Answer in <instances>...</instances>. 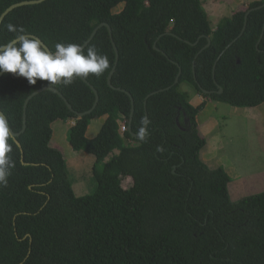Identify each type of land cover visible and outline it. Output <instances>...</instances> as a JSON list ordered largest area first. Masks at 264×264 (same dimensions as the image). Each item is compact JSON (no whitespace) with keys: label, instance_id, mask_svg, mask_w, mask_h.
Returning <instances> with one entry per match:
<instances>
[{"label":"trees","instance_id":"16d2710c","mask_svg":"<svg viewBox=\"0 0 264 264\" xmlns=\"http://www.w3.org/2000/svg\"><path fill=\"white\" fill-rule=\"evenodd\" d=\"M28 1L36 0H0V17ZM9 23L53 51L57 42L83 46L107 24L112 39L103 27L87 47L107 55L111 67L84 78L99 103L83 118L96 96L81 78L70 85H32L13 73L0 79V111L15 134L38 90H57L72 108L43 91L27 107L25 132L9 136L15 167L0 189V264H264V193L231 200L229 174L201 160L207 140L197 122L209 101L264 104V0L223 18L215 31L202 0H47L13 10L0 26V44L14 37ZM112 40L115 90L108 84ZM196 96L204 100L193 106ZM145 116L149 135L141 141ZM103 117L89 139L92 121ZM69 120L72 149L96 158L97 189L83 197L52 146V125Z\"/></svg>","mask_w":264,"mask_h":264},{"label":"rangeland","instance_id":"374dc122","mask_svg":"<svg viewBox=\"0 0 264 264\" xmlns=\"http://www.w3.org/2000/svg\"><path fill=\"white\" fill-rule=\"evenodd\" d=\"M255 1L260 0H202V4L209 11L212 29H216L223 18L231 17L238 10L247 9L249 4ZM123 8L124 4H121L113 13L117 14ZM180 90L186 91V88L181 86ZM203 100L201 96H196L192 98L191 104L198 106ZM197 117L202 134L208 142L201 151V160L207 162L208 167H224L229 171L232 181L229 185L231 200L237 202L244 197L264 193V179L259 185L251 182V176H256L259 172L264 175V104L255 108H236L209 101L206 109ZM103 124V118L93 120L88 129V138L94 139ZM206 124L208 127H205ZM71 127V120L55 122L52 125V146L64 154L74 193L77 197H83L93 194L97 189L93 173L96 158L86 152H75L72 149L68 142ZM182 128L188 130L185 126ZM215 143L216 146L210 150ZM125 185L127 186L128 182ZM239 186L240 194L235 197L233 195L239 192L235 189Z\"/></svg>","mask_w":264,"mask_h":264},{"label":"clouds","instance_id":"9594fccd","mask_svg":"<svg viewBox=\"0 0 264 264\" xmlns=\"http://www.w3.org/2000/svg\"><path fill=\"white\" fill-rule=\"evenodd\" d=\"M7 30L14 37L0 44V73H13L32 85L38 79L50 85H70L76 78H86L89 74L100 76L111 67L108 56L99 53L94 46L85 50L80 44L57 42L53 51L23 26L9 23ZM140 124L136 136L144 141L149 135L150 120L142 117ZM9 136L8 122L0 117V189L7 187L11 169L15 167L8 155L12 150ZM157 151L163 152L164 148L158 145Z\"/></svg>","mask_w":264,"mask_h":264},{"label":"water","instance_id":"95a60500","mask_svg":"<svg viewBox=\"0 0 264 264\" xmlns=\"http://www.w3.org/2000/svg\"><path fill=\"white\" fill-rule=\"evenodd\" d=\"M45 1H47V0L28 1V2H22V3H19V4L12 5L11 7H9V8H8V9H7V10L1 15V17H0V26H1L2 22L4 21V19H5V18H6V17H7V16H8L13 10H15V9H17V8H20V7H24V6L38 5V4H41V3L45 2ZM249 14H250V12L247 14L246 17H248ZM103 27H106V28L109 30L110 37H111V39H112V31H111L110 27H109L107 24H104V23H103V24H101L99 27H97V28L94 30V32L92 33V35H91V37L89 38V40L83 45L85 48H86V47L89 45V43L93 40V38L95 37V35L97 34V32H98L101 28H103ZM245 27H246V24H245ZM245 27H244L243 31L241 32L240 37L244 34V32H245ZM234 42H236V40H235ZM234 42H233V43H234ZM112 43H113V46H114V49H115V52H116V62H115V66H114V68H113V70H112V72H111V74H110V76H109V78H108V84H109V86H110L112 89L115 90V88L113 87V85H112V83H111V80H112V77H113V75H114V73H115L116 65H117V63H118V52H117V49H116V46H115L113 40H112ZM209 46H210V44H209ZM230 46H232V44H231ZM230 46H229V47H230ZM229 47H228V48H229ZM219 59H220V58H219ZM4 74H5V73H0V79L3 77ZM82 80H83L86 84H88L87 81H86L84 78H82ZM177 82H178V79L176 80V83H177ZM88 85H89V84H88ZM89 86H90V85H89ZM90 87H91V89L94 91L95 96H96L95 104H94L93 108H92L90 111H88V112H86V113L78 114V117H79V118H83V117L86 116V115H90V114L95 110V108L97 107V105H98V103H99V96H98L96 90H95L92 86H90ZM47 90H48V91H53V92H55L56 94H58V95L62 98V100L65 101V103L67 104V106L69 107V109L72 110L71 106L68 104V102H67V100L64 98V96H63L62 94H60L57 90L52 89V88H46V89L38 90L37 92H35V93H33L31 96H29V97L27 98L26 102H25V105H24V126H23V129H22L21 133H20V134H15V133L10 129V127H9L10 136H11L13 139L17 138L18 136H20L21 134H23V133L25 132V129H26V111H27V107H28L30 101H31L35 96H37L38 94L42 93L43 91H47ZM221 92H222V91H221ZM130 98H131V103H132V112H131V117H130V121H129V127H128V130L132 133L131 126H132V119H133V115H134V100H133V98H132L131 96H130ZM147 99H148V98H147ZM0 117H3V118H5V119L7 120L6 116H5L1 111H0ZM7 122H8V120H7ZM8 126H9V125H8ZM133 137H135V136L133 135Z\"/></svg>","mask_w":264,"mask_h":264},{"label":"crops","instance_id":"0c3cea01","mask_svg":"<svg viewBox=\"0 0 264 264\" xmlns=\"http://www.w3.org/2000/svg\"><path fill=\"white\" fill-rule=\"evenodd\" d=\"M205 8V7H204ZM205 10L207 11V13H208V15H209V11L205 8ZM218 26V25H217ZM213 31H215L216 29H212ZM203 98V97H202ZM207 107V106H206ZM255 108V107H254ZM206 109V108H205ZM203 112V111H202ZM199 116V115H198ZM197 119H198V117H197ZM105 120H106V117H103V123L105 122ZM197 122H198V120H197ZM75 123H74V121H72V126L74 125ZM198 124H199V122H198ZM200 125V124H199ZM205 127H208V125L206 124V126ZM200 128L202 129V127L200 126ZM203 133V132H202ZM88 134V133H87ZM204 135V134H203ZM88 137V136H87ZM89 138H93V137H89ZM207 139V138H206ZM207 144H208V142H207ZM207 146V145H206ZM216 146V143L215 144H213V146L212 147H210V150L211 149H213L214 147ZM210 162V161H209ZM205 163V162H204ZM207 163V162H206ZM205 163V164H206ZM209 164H211V163H209ZM209 168H211V169H217V168H213V167H209ZM224 168V167H223ZM225 169V168H224ZM225 171L229 174V171L227 170V169H225ZM229 176H230V174H229ZM231 178V177H230ZM251 179H252V183L253 184H256V185H259V183L261 182V180L262 179H264V175H261V173L259 172V174H257L256 176H251ZM232 183V181L230 182V184ZM229 184V185H230ZM237 189H238V191L239 192H237V193H235L233 196H238L239 194H240V186H239V188H237L236 187V189H235V191H237ZM234 191V192H235ZM231 193V192H230ZM231 195V194H230ZM233 202H236V201H233Z\"/></svg>","mask_w":264,"mask_h":264},{"label":"built area","instance_id":"2783aa9c","mask_svg":"<svg viewBox=\"0 0 264 264\" xmlns=\"http://www.w3.org/2000/svg\"><path fill=\"white\" fill-rule=\"evenodd\" d=\"M127 131V128L123 125V127L121 128V133H124Z\"/></svg>","mask_w":264,"mask_h":264}]
</instances>
